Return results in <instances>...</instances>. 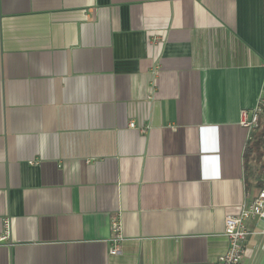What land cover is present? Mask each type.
<instances>
[{
  "label": "crops",
  "instance_id": "1",
  "mask_svg": "<svg viewBox=\"0 0 264 264\" xmlns=\"http://www.w3.org/2000/svg\"><path fill=\"white\" fill-rule=\"evenodd\" d=\"M263 93L264 0H0V264H215Z\"/></svg>",
  "mask_w": 264,
  "mask_h": 264
},
{
  "label": "built area",
  "instance_id": "2",
  "mask_svg": "<svg viewBox=\"0 0 264 264\" xmlns=\"http://www.w3.org/2000/svg\"><path fill=\"white\" fill-rule=\"evenodd\" d=\"M260 119L264 120V93L259 98L255 108L240 112L239 124L250 134L254 131ZM129 127H134V124L130 123ZM256 218L264 221V190H259L248 203L242 204L237 215L228 216L225 219L224 236L227 240V248L224 253L216 258L215 264H243L247 251V240L250 235L248 224ZM110 229L111 248L108 253L109 256H117L120 253L123 241L121 224L117 217L112 218ZM6 236L7 230L0 237V240L6 239Z\"/></svg>",
  "mask_w": 264,
  "mask_h": 264
},
{
  "label": "trees",
  "instance_id": "3",
  "mask_svg": "<svg viewBox=\"0 0 264 264\" xmlns=\"http://www.w3.org/2000/svg\"><path fill=\"white\" fill-rule=\"evenodd\" d=\"M242 151L246 189L264 190V123L258 122L254 131L249 134Z\"/></svg>",
  "mask_w": 264,
  "mask_h": 264
},
{
  "label": "rangeland",
  "instance_id": "4",
  "mask_svg": "<svg viewBox=\"0 0 264 264\" xmlns=\"http://www.w3.org/2000/svg\"><path fill=\"white\" fill-rule=\"evenodd\" d=\"M259 122H260V123H264V120L260 119ZM250 164H251V165H255L253 162H250ZM255 167L257 168L258 166H255ZM251 182H252V181H251Z\"/></svg>",
  "mask_w": 264,
  "mask_h": 264
}]
</instances>
